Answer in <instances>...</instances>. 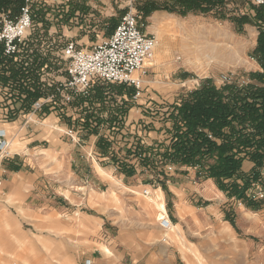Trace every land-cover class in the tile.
Listing matches in <instances>:
<instances>
[{"label": "crops", "instance_id": "crops-1", "mask_svg": "<svg viewBox=\"0 0 264 264\" xmlns=\"http://www.w3.org/2000/svg\"><path fill=\"white\" fill-rule=\"evenodd\" d=\"M98 2L106 4L89 1L98 17L92 9L87 16L94 33L80 41L107 39L119 21L107 28L108 9ZM75 20L67 34L77 41L82 25ZM40 54L48 55L36 52V59ZM2 65L0 128L7 134L9 157L0 160V264H173L174 250L183 244L198 252V235L211 227L233 237L235 224L227 218L242 206L240 193L234 195L229 184L220 190L213 179L198 176L196 167L162 162L155 166V156L170 144L167 131L159 141L162 146L136 153L140 164L127 169L110 147L122 139L117 133L120 111L101 108L98 86L85 107L46 105L36 111L32 105L49 94V79L17 67L12 59ZM63 69L54 68L56 78ZM136 115L130 108L127 123ZM170 125L166 119L163 130L170 133ZM92 126L106 133L94 134ZM67 129L75 131L74 139L65 135ZM254 167L245 159L241 171L249 174ZM250 193L255 191L246 195ZM152 196H157L155 202L150 199L153 205H148L144 197ZM156 211L169 222L168 228L154 224Z\"/></svg>", "mask_w": 264, "mask_h": 264}, {"label": "rangeland", "instance_id": "rangeland-1", "mask_svg": "<svg viewBox=\"0 0 264 264\" xmlns=\"http://www.w3.org/2000/svg\"><path fill=\"white\" fill-rule=\"evenodd\" d=\"M89 1L38 0L31 10L32 25L26 40L32 41L36 50L48 46L57 52L68 40H73L82 49H89L94 43L87 41V38L80 41L82 37L94 33L89 28L93 20L87 17L88 14H93ZM146 2L155 8L149 14H144L142 10ZM21 6L22 1L12 3L10 0H0V20L2 14L16 15ZM97 6H106L108 9L107 28L111 27V22L119 18L127 6H131L140 17L139 26L156 39L154 57L147 64L146 73L142 76L144 89L138 100H133L131 91L124 90L119 85H100L96 89V93L101 95V108L120 111L117 117V133L122 139L108 143L114 149L117 161L126 165L127 169L140 164V157L136 153L143 154L148 148L158 149L162 146L160 142L165 131L171 137L169 130H163L165 120H170L172 131L171 115H176L174 107L183 95L198 88L199 79H210L217 87L230 83L238 86L255 83L250 75L261 69L255 58L262 26L257 20V13L264 16V9L253 5L249 0H231L225 5L210 7V11L205 13L188 11L181 0H106V4L98 2ZM109 8L114 11L109 12ZM93 11L94 18H97L99 13L97 10ZM243 16H247L246 19ZM74 17L82 25L79 32L81 37L77 41L67 34V29L72 28ZM220 33L228 35V38L214 36ZM207 41L213 44L222 42L228 48L211 64H207L206 55L200 53L202 50L208 52V47L205 46ZM237 48L239 59L244 63H230L227 59L229 53H232L231 49L238 51ZM50 60L49 66L54 64V59ZM172 98L175 101L170 104ZM93 108L92 116L96 111ZM130 108L137 112L134 117L137 118L127 123L126 116ZM165 114L167 116L164 119ZM91 130L94 134L106 133L99 132L97 126H92ZM155 157L153 162L157 167L162 166L161 162L170 164L158 155ZM243 175L248 179L252 177V173ZM240 182L242 184L239 186H242L243 182ZM145 190L149 191L148 188ZM248 190L264 193V171L259 174L258 179L251 181L247 190L240 193L239 202L242 206L238 204L232 218L235 224L233 237H227L222 230L211 227L198 235V252L187 249L183 244L177 248L178 251L174 250L173 264H264V199L254 200L251 197L254 193L246 195ZM156 197L144 199L148 205H153L150 199L155 202ZM250 198L255 201L251 207L246 205ZM159 215L156 211L155 225L162 218ZM179 254L183 260L178 257Z\"/></svg>", "mask_w": 264, "mask_h": 264}, {"label": "trees", "instance_id": "trees-1", "mask_svg": "<svg viewBox=\"0 0 264 264\" xmlns=\"http://www.w3.org/2000/svg\"><path fill=\"white\" fill-rule=\"evenodd\" d=\"M10 1H22L23 5L24 0ZM181 1L188 11L205 13L231 0ZM154 9L148 2L142 7L144 14ZM257 20L262 26L255 58L262 72L250 75L255 83L217 87L210 79L201 80L198 88L183 95L174 107L170 144L158 154L168 163L198 168V176L213 179L220 190L229 184L234 195L247 190L264 171V16L257 13ZM245 159L255 164L252 180L241 171ZM253 201L250 198L246 205L254 206ZM227 220L234 225L231 218Z\"/></svg>", "mask_w": 264, "mask_h": 264}, {"label": "built area", "instance_id": "built-area-1", "mask_svg": "<svg viewBox=\"0 0 264 264\" xmlns=\"http://www.w3.org/2000/svg\"><path fill=\"white\" fill-rule=\"evenodd\" d=\"M37 1L24 0L16 15L2 14L0 20V69L3 68L2 63L12 59L17 67L20 65L21 68L27 69V72L33 71L34 75L49 79L45 82V87L50 90L49 94L33 103L34 110H41L46 105L62 108L74 103L85 107L92 98L94 87L100 85L130 88L133 90V100L142 96V76L146 73L147 64L153 60L156 39L139 26L140 17L131 6H127L120 15L117 25L107 39L93 44L89 49H82L73 40H68L54 52L48 46L36 50L32 41L26 40L32 25L31 10ZM249 1L264 9V0ZM42 51H47L48 55L40 54L41 58L36 59V52ZM50 59H54L51 66L48 62ZM32 63L35 65L31 68ZM56 65H63L64 68L60 78H56L58 75L54 74ZM64 133L71 139L75 137L73 129H67ZM8 157L7 134L0 128V160ZM144 194L146 195L147 191H144ZM251 197L261 200L264 199V193L257 191ZM158 223L163 228L169 227V222L164 216Z\"/></svg>", "mask_w": 264, "mask_h": 264}, {"label": "bare ground", "instance_id": "bare-ground-1", "mask_svg": "<svg viewBox=\"0 0 264 264\" xmlns=\"http://www.w3.org/2000/svg\"><path fill=\"white\" fill-rule=\"evenodd\" d=\"M214 36L216 37H220L223 39L228 38V35H224V34H214ZM205 46L208 47V52L205 50L200 51L201 54L206 55L207 59H208V63L207 64H211L219 54L223 55L225 53V51L228 50L227 46L224 43H217V44H213V43H208V41L205 43ZM226 46V47H225ZM189 49H191L190 47H188ZM236 48V46L234 47ZM241 48V47H240ZM239 48H237L238 50ZM232 50V53H229L228 58L230 63H244L243 61H240V57H239V50ZM235 52V54H233ZM246 63V62H245ZM136 74V73H135ZM159 208L162 209V205H159Z\"/></svg>", "mask_w": 264, "mask_h": 264}]
</instances>
